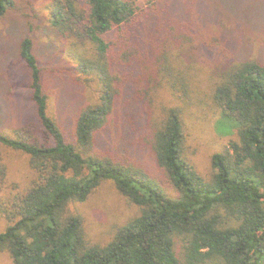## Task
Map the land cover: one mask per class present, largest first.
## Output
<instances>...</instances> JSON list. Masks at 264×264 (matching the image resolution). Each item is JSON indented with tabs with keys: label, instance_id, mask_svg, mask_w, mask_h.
I'll use <instances>...</instances> for the list:
<instances>
[{
	"label": "trees",
	"instance_id": "16d2710c",
	"mask_svg": "<svg viewBox=\"0 0 264 264\" xmlns=\"http://www.w3.org/2000/svg\"><path fill=\"white\" fill-rule=\"evenodd\" d=\"M172 2L164 0V5ZM161 4L146 0L141 8L137 0H52L51 24L69 42L76 70L101 83L97 102L77 114L74 142L65 139L48 113L33 40L20 41L19 56L29 70L43 140L20 130L15 137L0 131V146L27 154L37 173L26 192L7 205L0 202L9 221L0 232V252L8 253L14 264H264V62L237 61L215 87L219 127L234 126L237 139L211 156L208 178L183 155L181 111H164L150 147L175 195L143 172L89 152L119 95L113 71L127 69L120 59L127 42L134 47L132 40L136 44L145 30H161L164 39L166 27L172 25L166 18L161 29L164 19L156 16ZM12 6L13 0H0V19ZM113 31L118 43L105 39ZM163 47L159 43L162 57ZM134 66L130 63L131 71ZM5 177L0 156V186ZM106 180L139 208V214L100 246L87 239L83 217L69 205L86 201Z\"/></svg>",
	"mask_w": 264,
	"mask_h": 264
},
{
	"label": "rangeland",
	"instance_id": "374dc122",
	"mask_svg": "<svg viewBox=\"0 0 264 264\" xmlns=\"http://www.w3.org/2000/svg\"><path fill=\"white\" fill-rule=\"evenodd\" d=\"M51 2L13 0L0 19V131L15 137L20 130L43 140L31 100L29 70L19 56L20 41L30 37L48 95V113L65 139L74 142L77 114L97 102L101 83L76 70L69 42L51 24ZM137 5L145 8L146 0H137ZM160 8L156 16L164 19L161 29L166 18L172 23L166 27L169 31L164 32V39L170 33L173 36L165 42L161 30H145L138 34L136 44L132 40L134 47L127 42L120 58L127 69L113 71L119 95L109 122L96 133L89 152L143 172L175 195L158 167L150 147L151 135L166 109H179L183 155L201 176H210L211 156L223 151L229 140L237 139L234 126L219 127L221 109L214 103V90L227 68L237 61L264 62V0H173L171 5L162 0ZM117 36L113 31L105 39L118 43ZM159 43L164 46V57ZM130 63L135 64L132 71ZM0 156L6 167L0 202L7 205L11 198L26 192L37 180V173L29 156L21 151L0 146ZM69 209L83 217L87 239L100 246L112 240L117 227L139 214V208L110 180L102 182L86 201L71 203ZM8 223L0 206V232ZM0 264L14 262L8 253L0 252Z\"/></svg>",
	"mask_w": 264,
	"mask_h": 264
}]
</instances>
